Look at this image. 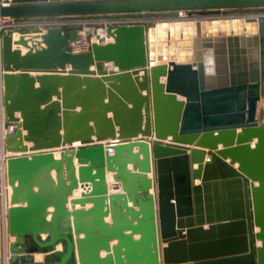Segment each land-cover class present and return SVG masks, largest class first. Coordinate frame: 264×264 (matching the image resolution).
<instances>
[{
    "label": "water",
    "instance_id": "obj_1",
    "mask_svg": "<svg viewBox=\"0 0 264 264\" xmlns=\"http://www.w3.org/2000/svg\"><path fill=\"white\" fill-rule=\"evenodd\" d=\"M9 1L1 19L170 15L78 52L79 27L1 34L9 264H264V19L225 14L264 0Z\"/></svg>",
    "mask_w": 264,
    "mask_h": 264
},
{
    "label": "built area",
    "instance_id": "obj_2",
    "mask_svg": "<svg viewBox=\"0 0 264 264\" xmlns=\"http://www.w3.org/2000/svg\"><path fill=\"white\" fill-rule=\"evenodd\" d=\"M10 3L9 0H0V6H5ZM228 15V14H227ZM253 16L257 18L264 19V13H256ZM177 17L179 19H187V12L178 11ZM145 25L149 24V21L144 19H119L113 21H95V20H87V21H74V22H65L59 20L57 18L49 19V18H19V19H1L0 18V43H1V34L7 30L16 31V30H32L39 29L42 32H45L48 28L54 27H79L81 31L85 29H92L91 27H97L96 29H105L107 26H116V25ZM98 25V26H97ZM18 37V36H17ZM91 41V40H90ZM88 47L87 39L82 40V42L76 46H74V51H84ZM3 71L0 66V185L2 182H8L7 177L5 175V160L11 154H9L5 150V138L7 135H13L17 129V125L15 123H6V117L4 113V105H3V95H4V86H3ZM113 151L110 149L109 154H112ZM8 184V183H7ZM11 189V188H10ZM8 208V207H7ZM1 210V209H0ZM7 210V209H6ZM5 216L6 211L2 212L3 226L5 224ZM3 237L5 233H2Z\"/></svg>",
    "mask_w": 264,
    "mask_h": 264
},
{
    "label": "bare ground",
    "instance_id": "obj_3",
    "mask_svg": "<svg viewBox=\"0 0 264 264\" xmlns=\"http://www.w3.org/2000/svg\"><path fill=\"white\" fill-rule=\"evenodd\" d=\"M87 34H91L93 37H92V40L91 42L95 39V42H97V37H100L99 39H102V40H108L107 36L105 35V29L101 30V29H96V30H93V29H85L83 31H81L79 33V40H77L74 44V46L78 45V43L80 44L82 42V40H85ZM96 35V36H95ZM16 37V36H15ZM22 52H23V48H21ZM155 64V63H154ZM153 64V65H154ZM168 141V140H167ZM166 141V142H167ZM56 155H58V150L56 151L55 153ZM1 174V173H0ZM148 175V174H147ZM1 177H2V174H1ZM109 180H111V175H109ZM3 181V180H2ZM1 181V185H0V245H1V248L2 246L6 245L8 247L9 245V241L11 239V237L7 234V227H6V218H5V224H4V227L2 228L3 226V219H2V212H5L7 207L10 205V200H11V187L9 186V184H7L5 181L2 182ZM8 181V180H7ZM112 181V180H111ZM113 182V181H112ZM109 191H112L111 190V187L108 188ZM2 233H5V236L3 237ZM10 253V252H9ZM1 257H2V253H1ZM7 257V256H6ZM5 262V257L3 258L2 257V264Z\"/></svg>",
    "mask_w": 264,
    "mask_h": 264
},
{
    "label": "crops",
    "instance_id": "obj_4",
    "mask_svg": "<svg viewBox=\"0 0 264 264\" xmlns=\"http://www.w3.org/2000/svg\"><path fill=\"white\" fill-rule=\"evenodd\" d=\"M48 2H50V3H59V2H63V0H48ZM158 13H163V12H157V13H148L145 17H146V19L149 21V23H154V22H156V21H158L159 19H165V18H159V19H157L158 17H155V16H151V15H156V14H158ZM165 15H167V13H164ZM152 17V18H148V17ZM167 17V16H166ZM17 36L15 37V36H13V39L14 40H17ZM95 40V39H94ZM108 42H110V39H108L107 40ZM92 42H95V41H92ZM29 45H31L32 43H28ZM22 53H24V52H22ZM156 64V63H155ZM69 67H67V69H68ZM92 70H95L94 69V67H92L91 68ZM103 69L105 70V72H107V74H110L111 72H113V71H115V69H114V67L111 65V64H104L103 65ZM142 75V72H140V75L139 76H141ZM160 81H162V82H164V78H161L160 79ZM35 87H38V84L36 83L35 84ZM56 99H55V97H53V99H52V101H55ZM105 102H106V100H105ZM259 106H260V104H259ZM259 106H258V108H259ZM79 110V108H76V111H78ZM15 116L16 117H18L19 115L18 114H15ZM107 117L108 118H111V113H108L107 114ZM93 138V140H95L94 139V137H92ZM169 140L170 139H168V141L167 142H169ZM28 146H30V145H28ZM78 148V147H82V145L81 144H77V145H73V148ZM69 148H71V147H69ZM58 150H60V149H58ZM137 149H134V151H136ZM206 152H208V151H206ZM152 156V153H151V151H150V157ZM55 157L56 158H58L59 157V151H58V155H56L55 154ZM152 158V157H151ZM150 158V159H151ZM208 159V156H206V158H205V160H207ZM227 163H228V161H226ZM74 165H75V167L76 168H78V164H77V161H76V159L74 158ZM197 167V165L196 164H194L193 165V168L195 169ZM128 169L129 170H131L132 169V165L131 164H128ZM109 175H111V180H112V176H113V174L112 173H107L106 172V182H107V185H108V188H110L111 187V185L112 184H114L111 180H109ZM147 177L149 178V179H153V174L152 173H149L148 175H147ZM195 183L196 184H198L199 183V181L198 180H196L195 181ZM153 189H154V186H153ZM153 189H151L149 192L150 193H153ZM74 197H78V194H74ZM90 205H86V207L85 208H88ZM76 208H79V206H76ZM107 221H109V219H106ZM135 238H138V236H135ZM9 243H10V241H9ZM116 242H114V243H112V244H115ZM162 246H164L163 244H161V247ZM8 249V247L5 245H3L2 246V257L4 258L5 257V262L3 263V264H8V260H10V253H9V251L7 250ZM104 254L102 253L101 254V256H103ZM7 256V257H6ZM41 257L40 256H37L36 257V259L37 260H39Z\"/></svg>",
    "mask_w": 264,
    "mask_h": 264
},
{
    "label": "rangeland",
    "instance_id": "obj_5",
    "mask_svg": "<svg viewBox=\"0 0 264 264\" xmlns=\"http://www.w3.org/2000/svg\"><path fill=\"white\" fill-rule=\"evenodd\" d=\"M164 13H158L156 15H151V16L158 17L157 19H159V18H168L170 16L169 13H167V15H165ZM222 13H224V12H222ZM256 13H260V10H256V9H229V10H225V14L232 15V16H238V15L241 16V15H247V14L248 15H251V14L254 15ZM263 13H264V10H263ZM151 16L148 17V18L149 19L152 18ZM91 28L94 29L95 27L94 28L91 27ZM14 36H18V35L15 34ZM92 37L93 36L91 35L90 38H89V40H92ZM93 41H95V40H93ZM23 52H25V49L24 48H23ZM257 116H258V119H259L260 122H264V102H261L260 103V106L258 108V114H257ZM11 242H13V239L12 238L10 239V243H9L8 249H7L9 252H10V244H11ZM56 250L57 251L61 250L60 246H58L56 248ZM26 256H31L33 258L34 262H36V263H42L45 254L27 253ZM37 256H40L41 258L39 260H37L36 259ZM8 264H9V260H8Z\"/></svg>",
    "mask_w": 264,
    "mask_h": 264
}]
</instances>
